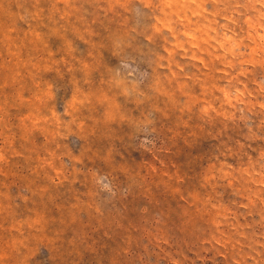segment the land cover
I'll list each match as a JSON object with an SVG mask.
<instances>
[{
    "label": "rangeland",
    "instance_id": "374dc122",
    "mask_svg": "<svg viewBox=\"0 0 264 264\" xmlns=\"http://www.w3.org/2000/svg\"><path fill=\"white\" fill-rule=\"evenodd\" d=\"M0 264H264V0H0Z\"/></svg>",
    "mask_w": 264,
    "mask_h": 264
}]
</instances>
